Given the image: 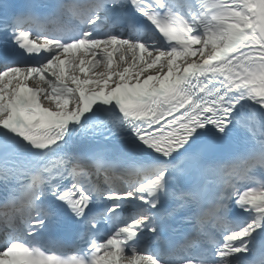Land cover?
Returning a JSON list of instances; mask_svg holds the SVG:
<instances>
[{
    "label": "snow or ice",
    "instance_id": "1",
    "mask_svg": "<svg viewBox=\"0 0 264 264\" xmlns=\"http://www.w3.org/2000/svg\"><path fill=\"white\" fill-rule=\"evenodd\" d=\"M0 206V264H264V0H0Z\"/></svg>",
    "mask_w": 264,
    "mask_h": 264
}]
</instances>
